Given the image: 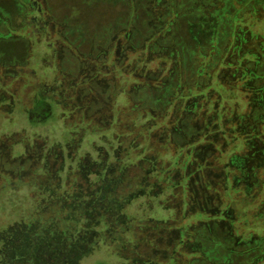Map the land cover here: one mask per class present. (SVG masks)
Listing matches in <instances>:
<instances>
[{
	"label": "rangeland",
	"instance_id": "obj_1",
	"mask_svg": "<svg viewBox=\"0 0 264 264\" xmlns=\"http://www.w3.org/2000/svg\"><path fill=\"white\" fill-rule=\"evenodd\" d=\"M0 245L264 264V0H0Z\"/></svg>",
	"mask_w": 264,
	"mask_h": 264
},
{
	"label": "trees",
	"instance_id": "obj_2",
	"mask_svg": "<svg viewBox=\"0 0 264 264\" xmlns=\"http://www.w3.org/2000/svg\"><path fill=\"white\" fill-rule=\"evenodd\" d=\"M198 54V53H197ZM202 59H204V58H202ZM207 60H206V58L203 60V63L205 64V62H206ZM201 71H203V69H200ZM151 89H152V87H150ZM175 89V92H176V90H178L179 88H183V85L181 84V82L180 81H178V84H177V86H175L174 87ZM151 89H150V91H151ZM147 90H149V87H147ZM153 90V89H152ZM149 92V91H148ZM180 93V90L179 91H177V93H175V98L176 99H178V96L177 95H179V93ZM181 94V93H180ZM46 98H40L39 99V101H38V107H37V112H33L32 113V118H31V120L33 121V122H38V120H37V116H41V115H43V113H47L48 115H50L51 114V110H52V108H51V104H49V102H47V100H45ZM168 103V102H167ZM165 105V104H164ZM164 105H162L163 107H164ZM40 109V110H39ZM170 109V108H169ZM39 110V111H38ZM94 137L96 136V133H94V134H92ZM141 146L142 145H139V147L141 148ZM178 156H175V157H173L172 158V164L174 165H176V164H178ZM66 160H69V158L67 157V159ZM125 160L127 161V162H132V160L131 159H128V155L126 156V158H125ZM68 163V162H67ZM73 186V185H72ZM109 185H107V187H108ZM61 191H62V188H61ZM62 192H64V194H70L69 192L70 191H62ZM72 193L70 194L71 196H73V191H71ZM67 200H68V198H65V202H67ZM77 207V205L76 204H73V207ZM157 212H159V209H151V208H149L148 209V211L146 212L147 214H149L150 213V215H153V214H155V213H157ZM84 214V213H83ZM4 250L5 249H3V246H1L0 245V251H1V253H0V256H1V260L4 258ZM2 251H3V253H2ZM35 252V255H28V257L30 256V258H33V257H31V256H36L37 257V254H36V251H34ZM33 252V253H34ZM32 253V254H33Z\"/></svg>",
	"mask_w": 264,
	"mask_h": 264
}]
</instances>
